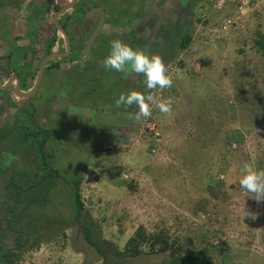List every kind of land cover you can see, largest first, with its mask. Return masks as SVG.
Segmentation results:
<instances>
[{
	"label": "rangeland",
	"instance_id": "rangeland-1",
	"mask_svg": "<svg viewBox=\"0 0 264 264\" xmlns=\"http://www.w3.org/2000/svg\"><path fill=\"white\" fill-rule=\"evenodd\" d=\"M207 1L199 2L196 23L177 31L192 37L186 51L177 52L178 35L159 48H139L176 67L178 102L160 120L155 143L129 125L122 128L131 135L128 145L120 148L127 159L104 160L95 135L102 123L78 119L81 124L66 127V120L55 121L47 100L49 111L37 113L36 121L48 134L45 159L56 171L48 177L40 146L29 139L35 132L42 140V133L0 128V264H104V257L114 264H160L168 253H148L155 237L182 253L204 251L212 264H264V202L239 183L243 165L264 170V56L254 44L264 34V0L224 10V17L236 20L224 37L216 30L220 16L203 18L211 11ZM72 76H65L68 83ZM58 131L68 136L58 137ZM123 174L132 177L124 180ZM17 180L20 191L12 187ZM32 184L39 185L35 194L27 191ZM82 225L104 245L102 253L84 240ZM139 230L147 241L141 254L119 256Z\"/></svg>",
	"mask_w": 264,
	"mask_h": 264
},
{
	"label": "flooded vegetation",
	"instance_id": "flooded-vegetation-1",
	"mask_svg": "<svg viewBox=\"0 0 264 264\" xmlns=\"http://www.w3.org/2000/svg\"><path fill=\"white\" fill-rule=\"evenodd\" d=\"M200 1L0 0V128L39 131L36 116L46 103L42 91H50L44 81L73 71L83 75L100 56L107 27L115 32L124 26L118 38L138 50L159 48L169 37L172 42L175 35L180 39L177 31L186 24L196 23ZM193 6L197 11L189 9ZM96 70L93 75L98 78Z\"/></svg>",
	"mask_w": 264,
	"mask_h": 264
},
{
	"label": "crops",
	"instance_id": "crops-1",
	"mask_svg": "<svg viewBox=\"0 0 264 264\" xmlns=\"http://www.w3.org/2000/svg\"><path fill=\"white\" fill-rule=\"evenodd\" d=\"M11 13V12H10ZM12 14V13H11ZM22 14V12H21ZM116 17L119 16L114 14ZM16 14H14V18H16ZM18 23V22H17ZM112 30V31H111ZM124 26L120 27V29H116L114 32L112 28L107 27L104 29L101 38L100 46V56L96 59L95 62L90 64L89 69L81 75L77 74L74 71L71 73L73 76L70 80L75 77L73 82H67L65 76L61 75L58 80L47 79L44 81L50 88L48 92L46 89L42 91L41 99L50 100V111L54 113L53 118L55 117V121L57 123H62L66 120V127L69 125L81 124L80 120L85 121L86 123L100 121L102 123V127L98 130L99 132L95 133L97 138V142L101 145H104L105 150L101 152L102 159L111 160L117 159L124 160L127 159L126 153L123 152L120 148L124 145H128L127 137L131 136L130 134H125L122 131V128H128L129 125L135 128V131L138 130V121L135 119L136 114L139 112V108L136 105L131 107L120 106L117 107L115 101L119 99V96L124 93L130 92H138L144 95H149L144 83L143 76L141 75H131L125 76L122 73H117L115 71H108L104 67V59L108 55L110 50V41L120 40L117 35H124ZM20 34L21 32H16ZM8 37V36H7ZM10 37V36H9ZM121 41V40H120ZM133 47L132 45H130ZM138 49L137 47H133ZM151 48V47H150ZM99 51V50H98ZM161 58V57H160ZM97 63H99L100 70L97 69ZM94 68L96 73L100 74L98 78L93 75ZM69 71H72L71 69ZM102 74V75H101ZM79 79V80H78ZM131 82H130V81ZM91 81H95L94 84H90ZM86 83V84H85ZM130 84V85H129ZM130 87V88H129ZM48 88V87H47ZM130 89V90H128ZM50 92V95H49ZM152 93V92H151ZM82 99H80L81 97ZM88 96H92L93 100L90 101ZM108 98H107V97ZM85 99V100H84ZM147 102V101H146ZM43 105H45L43 107ZM45 102L39 106L40 114L46 113L48 109H46ZM173 109V108H172ZM49 111V110H48ZM110 111L117 115V120H113L114 114L107 115ZM86 116L84 117V115ZM89 116H88V115ZM71 117H70V116ZM73 115V116H72ZM76 117H75V116ZM166 115L165 117L167 118ZM114 117V118H115ZM90 118V119H88ZM70 122V123H69ZM84 123V122H82ZM64 126V125H63ZM88 128V127H87ZM82 128V129H87ZM81 129V130H82ZM101 129L103 130L101 133ZM113 129V130H107ZM129 130V129H128ZM84 131V130H82ZM92 131V130H91ZM62 134L57 132L58 137L65 138L67 132ZM68 136V134H67ZM89 136V135H88ZM95 139V138H94ZM87 141L88 137L83 138L82 141ZM125 147V146H124Z\"/></svg>",
	"mask_w": 264,
	"mask_h": 264
},
{
	"label": "clouds",
	"instance_id": "clouds-1",
	"mask_svg": "<svg viewBox=\"0 0 264 264\" xmlns=\"http://www.w3.org/2000/svg\"><path fill=\"white\" fill-rule=\"evenodd\" d=\"M103 63L108 71L122 73L125 76H143V83L147 90L171 88L173 85V80L167 74L166 67L159 56L135 49L120 40L110 41V50ZM153 102L161 113L171 114V98L156 101L150 94L130 92L122 93L115 101L117 107L138 106L139 112L135 117L137 121L151 116L150 104ZM239 183L245 193L250 194L257 203L264 202V170H254L251 164L243 165Z\"/></svg>",
	"mask_w": 264,
	"mask_h": 264
},
{
	"label": "trees",
	"instance_id": "trees-1",
	"mask_svg": "<svg viewBox=\"0 0 264 264\" xmlns=\"http://www.w3.org/2000/svg\"><path fill=\"white\" fill-rule=\"evenodd\" d=\"M257 40H255L254 44L258 47V49L262 52L263 56H264V34H259V36L257 35ZM192 42V37L191 35L184 33V35L182 37H180L179 41L177 42V47L176 50L177 52H183L186 51L187 48L189 47V45ZM163 58L166 57H161V60H163ZM183 66V63H180V67ZM153 91V90H152ZM151 91V92H152ZM150 92V95H151ZM39 133H42V140L38 139V134L33 133L32 136L29 139H32V143L33 144H37L40 146V154L39 152L38 157L40 159L41 162V166L43 170H46L48 172H46L48 177H52L54 175H56V171L54 170H49L48 168V164L46 162V155L44 154V146L47 143V138H48V134L47 132H45L42 129H39ZM28 137V136H25ZM22 137L23 142H27L28 140ZM152 144V143H151ZM213 176H215L214 174H212ZM211 174L209 175V177L212 179L213 176ZM210 179V180H211ZM23 180V179H22ZM24 181V180H23ZM18 183L12 184V187L16 190H21V188H19L17 185L22 184V182L20 180H17ZM39 185L37 184H32V186L27 190L29 192H33V194H35L38 191V187ZM73 201H74V209H75V218L76 219H80V212L82 211L83 208V204L80 200V196L77 193V190L73 193ZM82 229H83V238L86 242H89L93 249L97 252V253H102L104 250V245H102L99 242L93 241L91 240L92 238L90 237V230L88 229V227H85L84 225H82ZM139 230L136 234V236L134 238H132L128 243L129 247L127 248V251L125 253H122L119 256L125 257L127 254L128 256L134 257V256H138L141 254V251H138L141 244L144 242H147L144 235L140 234ZM104 244V243H103ZM148 253H168L167 258L160 264H212L210 263L205 256L204 251L202 252H198V253H182L176 249H172L171 246H169V244H167L166 241H162L159 237H155L152 240H150L149 244H148ZM104 260V264H114V263H110L106 260V258H103Z\"/></svg>",
	"mask_w": 264,
	"mask_h": 264
},
{
	"label": "built area",
	"instance_id": "built-area-1",
	"mask_svg": "<svg viewBox=\"0 0 264 264\" xmlns=\"http://www.w3.org/2000/svg\"><path fill=\"white\" fill-rule=\"evenodd\" d=\"M262 0H214L210 6L211 11H208V14H203V18L207 19L206 15L209 14L220 16V25L218 27L217 32L220 36L224 37L228 34V32L235 26L236 20L232 17H224V10L235 9L236 11H242L249 7V5L253 2L258 3ZM209 8V9H210ZM201 17V16H200ZM198 18L201 20V18ZM205 19V20H206ZM204 20V22H205ZM220 38V37H219ZM198 68L200 69V63H197ZM167 74L171 76L173 80V76L176 72V67L172 64L166 66ZM151 95L155 98L156 101L167 100L171 98L172 105L171 108H174L177 105V99L173 94V89L171 88H157L154 90ZM151 116L147 119L141 118L138 121V132L140 136L148 137L151 139L152 143H155L161 135L159 131L158 124L161 119L165 116V114L161 113L160 110L156 107V103L153 102L150 104ZM154 148H152V153H154ZM132 177V174H123L122 179L127 180Z\"/></svg>",
	"mask_w": 264,
	"mask_h": 264
},
{
	"label": "water",
	"instance_id": "water-1",
	"mask_svg": "<svg viewBox=\"0 0 264 264\" xmlns=\"http://www.w3.org/2000/svg\"><path fill=\"white\" fill-rule=\"evenodd\" d=\"M26 96V95H25Z\"/></svg>",
	"mask_w": 264,
	"mask_h": 264
}]
</instances>
